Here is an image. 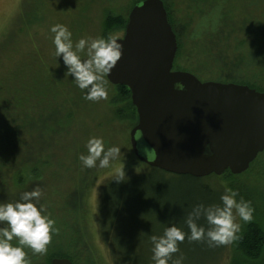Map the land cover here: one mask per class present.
<instances>
[{"label":"rangeland","instance_id":"rangeland-1","mask_svg":"<svg viewBox=\"0 0 264 264\" xmlns=\"http://www.w3.org/2000/svg\"><path fill=\"white\" fill-rule=\"evenodd\" d=\"M138 1L0 0V126L11 131L23 125L16 147L26 148L20 155L23 159L32 157L18 187L13 188L11 175L7 185L0 178V203L17 201L24 191L39 186L43 192L39 205L59 230L46 253L59 246L72 264H154L150 236L162 235L173 224L188 232L184 219L192 207L220 203L224 193L212 182L214 196L209 197L182 176L140 163L129 140L136 123L119 112L125 105L114 102L116 86L107 81V99L87 101L72 78L65 76L62 59L54 55L49 31L53 24L67 25L74 42L109 33L121 38V30L104 35L105 18L128 17ZM165 4L181 47L176 59L180 70H174L191 73L202 82L230 83L227 73L233 58L245 53L246 74H255L251 82L264 85V35H260L264 0H166ZM227 45L230 52L224 61L221 55ZM223 62H228L225 68ZM92 136L103 137L105 147L121 148L109 168L81 166L78 156L86 154ZM8 150L16 151L10 146ZM34 166L36 171L31 170ZM121 169L126 177L117 181ZM218 177L220 187L237 190L238 200L251 202L254 215L264 224L262 177L256 171ZM25 251L30 264H45L46 253ZM180 252L184 264H230L235 259L233 243L210 248L186 238ZM251 264H264V253Z\"/></svg>","mask_w":264,"mask_h":264},{"label":"water","instance_id":"water-1","mask_svg":"<svg viewBox=\"0 0 264 264\" xmlns=\"http://www.w3.org/2000/svg\"><path fill=\"white\" fill-rule=\"evenodd\" d=\"M120 40L123 54L106 79L130 92L137 115L129 134L135 158L197 179L245 173L264 152V92L173 70L177 39L162 0L134 6ZM206 146L211 156L204 154ZM50 264L72 263L56 258Z\"/></svg>","mask_w":264,"mask_h":264},{"label":"clouds","instance_id":"clouds-1","mask_svg":"<svg viewBox=\"0 0 264 264\" xmlns=\"http://www.w3.org/2000/svg\"><path fill=\"white\" fill-rule=\"evenodd\" d=\"M49 31L55 57L62 59L65 76L72 78L71 82L82 91L83 98L91 102L106 100V77L124 50L119 35L109 33L106 37L80 38L74 42L67 25L53 24ZM85 147L86 154L78 156L85 169L109 168L121 154L119 146L105 147L103 137H90ZM204 154L212 155L207 146ZM119 177L115 180L124 181V169L120 170ZM42 194V189L37 186L24 191L15 202L0 203V264H30L26 248L33 254L47 252V246L59 230L44 206L39 205ZM238 196L237 190L226 188L220 196V203L194 205L184 219L188 232L173 224L166 227L162 235H151L154 264H169V261L171 264H184L180 244L186 238L190 242H205L210 248L231 245L240 239L241 222H252L255 210L250 201L243 197L238 200ZM201 220L205 223H200ZM13 241H16L15 245Z\"/></svg>","mask_w":264,"mask_h":264},{"label":"trees","instance_id":"trees-1","mask_svg":"<svg viewBox=\"0 0 264 264\" xmlns=\"http://www.w3.org/2000/svg\"><path fill=\"white\" fill-rule=\"evenodd\" d=\"M143 0H139L136 2L134 6L140 4ZM199 2L200 0H196ZM166 0H164V7L167 11L171 26L173 28V24L171 21V18L169 16V10L165 4ZM127 23V17H115L113 15H107L105 18V22L103 24V31L105 32L104 35H107L109 32L113 30H121L122 32L125 29ZM244 30V27L240 29V31ZM173 31L175 32L174 28ZM176 34L177 38V53L175 56V60L173 63V70H180L176 68V59L177 56L180 53V40L179 37ZM247 38L249 37L248 33H245ZM260 35H264V29H261ZM225 52L222 51L223 60L227 61L229 57L230 52V46L227 45L223 48ZM237 57L233 58L232 65H230V68L228 69V80L230 83L239 84V85H246L252 89H255L259 92H264V85H257L256 83H252V78H257V76L254 74L251 77H248L246 72L249 70L247 67V57L245 53H239ZM226 59V60H225ZM230 60V59H229ZM224 68L228 64V62H223ZM244 63V64H243ZM245 66V67H244ZM114 102H119L125 105L123 109L119 110L120 113H123V111L126 113V116L128 119H131L132 122H137V115L135 108L132 106L130 101V92L126 87L123 86H117L116 87V97ZM23 125H18L16 128L11 129V131L7 130L3 126H0V135L3 136V139L0 140V178L5 179L11 175V184L13 185V188L18 187V184H22L24 182V176L22 175V172L24 173V170H27L28 166H26L27 163H29L30 160H32V157H28L26 159H23L21 153L26 148L20 150L17 149L16 145V137L20 130H22ZM11 133V137H7V133ZM8 146L12 147L13 149H16V151H9ZM143 146L140 143L139 149L142 150ZM142 155L145 157H149V153L147 151H142ZM134 155V154H133ZM143 164V163H142ZM28 165V164H27ZM29 169V168H28ZM255 169V170H254ZM23 170V171H22ZM31 170L36 171V166L32 167ZM12 171H14L16 174L12 177V174H10ZM252 171H256L257 174H259L262 179L264 180V152L260 154L257 159L251 164L250 168L245 172L247 174L251 173ZM224 175L232 176L229 172L224 173ZM234 176V175H233ZM181 178L187 179L192 182V185L196 186L199 191H202L204 194L208 195L209 197L214 196V189L212 184L214 183L215 186H218L222 191H225L226 187L223 188L220 187L218 184V176L211 175L206 177L205 179H197L192 178L190 176H182ZM205 182L206 184H204ZM5 183V182H4ZM7 185V181H6ZM2 191V189L0 190ZM5 191V190H3ZM3 201V200H2ZM15 202V201H14ZM254 215V214H253ZM243 223V222H242ZM234 247V260L230 264H251L252 262H257L262 254L264 253V224L263 220L258 218L257 214L254 215L253 221L250 223H243L241 227L240 232V239L235 241L233 243ZM56 258H65L68 259V255L62 250L61 247L57 246V251H52L49 249L48 253H46L45 257V264H50L52 259Z\"/></svg>","mask_w":264,"mask_h":264}]
</instances>
